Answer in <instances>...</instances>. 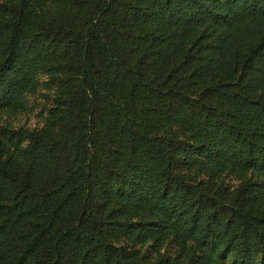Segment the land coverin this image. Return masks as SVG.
<instances>
[{"label": "trees", "instance_id": "1", "mask_svg": "<svg viewBox=\"0 0 264 264\" xmlns=\"http://www.w3.org/2000/svg\"><path fill=\"white\" fill-rule=\"evenodd\" d=\"M0 264H264V0H0Z\"/></svg>", "mask_w": 264, "mask_h": 264}, {"label": "rangeland", "instance_id": "2", "mask_svg": "<svg viewBox=\"0 0 264 264\" xmlns=\"http://www.w3.org/2000/svg\"><path fill=\"white\" fill-rule=\"evenodd\" d=\"M36 100L37 99L35 97L31 100L32 105L38 106L36 102H34ZM32 107H33L32 109L25 110L24 112H20L13 119H11L10 121H12V126L33 127L40 125L41 117H40L39 106L38 107L32 106ZM3 118L7 119L5 116Z\"/></svg>", "mask_w": 264, "mask_h": 264}]
</instances>
